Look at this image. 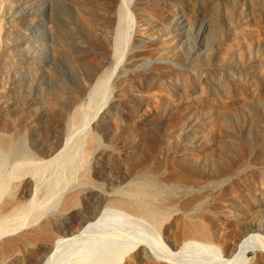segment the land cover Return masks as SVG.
<instances>
[{
    "label": "rangeland",
    "instance_id": "1",
    "mask_svg": "<svg viewBox=\"0 0 264 264\" xmlns=\"http://www.w3.org/2000/svg\"><path fill=\"white\" fill-rule=\"evenodd\" d=\"M84 10L96 18L92 35ZM0 133L30 152L0 150L1 209L25 176L47 177L40 143H62L51 198L26 196L23 213L0 218V249L54 217L83 175L84 196L57 218L67 225L104 194L154 188L173 202L159 224L121 209L105 221L117 218L176 264H227L232 234L253 233L237 264H264L256 246L264 245V0H3ZM131 196L146 211L156 207ZM190 222L214 232L212 242L197 235L200 249L192 241L175 254L164 248ZM16 250L4 255L19 264L44 253L26 260Z\"/></svg>",
    "mask_w": 264,
    "mask_h": 264
},
{
    "label": "bare ground",
    "instance_id": "2",
    "mask_svg": "<svg viewBox=\"0 0 264 264\" xmlns=\"http://www.w3.org/2000/svg\"><path fill=\"white\" fill-rule=\"evenodd\" d=\"M2 2L3 0H0V3ZM81 19L87 24V29H89V31L87 30L88 34H94L95 31L92 27L94 26L96 18L93 16L92 12L89 10H84V13L81 15ZM89 138L90 142L88 143L90 144L92 141L94 144L93 141H96L95 134H90ZM16 143L17 142L13 141L12 138L6 137L0 133V150L2 152L6 153L7 155H16L18 152L16 154L15 152L19 151L15 147L17 146ZM41 144L42 143H40L39 147L46 146V148H44L46 149L44 150V154L45 157L48 156L46 159L47 168L45 167L47 172L43 170L45 173H48V175L45 174L47 177H41L40 180V178L35 179L31 176H25L20 183H15L17 193L12 197L10 196V198H6V202H4L5 205L2 204L3 209L0 208V218L11 217L13 214L18 215L20 212H22L28 203L27 200H24L26 196H28L29 201L32 202H44L51 198V187L53 185V182L51 183V173L56 170L54 165H52L51 168V161H54L56 156H58V151L61 150L62 152V149L60 148V150H57V148L60 147V144L62 143L61 140L55 141L50 147H48L46 143L44 145ZM167 146L171 149V151L174 152L172 143L167 144ZM26 149H22V151L20 150L19 152H21V154L25 153V155L27 152L30 154L28 151L29 149ZM54 152L56 155H53L51 158ZM182 154L187 158L189 156L184 153ZM191 163H195V159H190L189 161L184 160L182 165L184 166L185 170H192ZM62 169L60 171H63ZM43 175L44 174H42V176ZM67 179H69V177ZM79 179L82 182H80L78 187H71L72 189L70 188L71 190L66 192L60 205L57 207V212L54 217L51 218L50 216L49 218L44 219L30 230L17 235L11 241H6L5 244H3V247L0 249V264H19L17 257L7 255L8 253L10 254L14 251H17L16 249L19 248L25 249V254L22 255V257L25 259L28 258L26 260H34L35 257H33V255L37 253L38 249L44 250L42 256L32 261L30 264H119L122 260L124 261L122 264H176L170 260V257L164 258V254L157 252L156 247H154L150 242L142 240L139 238V236H132L125 232L123 224L120 223L117 218L112 217L105 221L108 216L117 215L120 213L116 209H121L129 210L138 215L143 214L150 218L153 222L159 224L161 216L166 212L168 206H170L173 202L170 201L167 203L162 200V195L155 191L154 188H152L153 191L150 189V191L147 192L143 191V189L141 190L138 186H133L131 191V195H139L142 201L156 202V207L151 210L152 212L146 211L140 201H135L131 195L121 196L115 194H104L100 197L95 210H91V213L89 211L87 214H80L79 216L78 214H74L73 219L76 220L70 225H67L63 221H59L57 219L59 214H65L68 212V209L70 207H74L77 204L78 199L84 196V191L86 189L83 183L85 181L89 182V180L83 175ZM57 180L60 179L57 178ZM81 184H83L82 186L84 187H82ZM185 208L189 210V204ZM19 216H22V214ZM60 230L64 232L62 234L60 233L54 235L55 233L60 232ZM210 234L211 236L215 235L214 232L211 233V230L203 227L202 224L190 222L188 223L184 233L180 235L177 240H174V242L171 243V247L165 244H163V246L164 248L171 251L172 254H175L183 250L186 245L191 244L190 242L192 241V244L197 245L200 249L201 245L198 244L199 242L195 241L198 239L196 236L199 235L206 241L212 242V237L209 236ZM251 237H253V233L244 235V233L241 232H234L232 234L231 240L228 241L227 245L225 246V255L227 256L225 261L227 264H237L243 259V254L248 249V247H250L249 244L252 242L250 241ZM183 240H187V242L182 243ZM33 245H35L37 248L34 249ZM137 246L138 249L133 252L130 257L126 258L124 256L129 250ZM256 246H258L259 249H257L260 252H264L263 244L260 245L261 247L259 245ZM4 252H7V254L4 255ZM62 254H64V256ZM152 254H154L155 257L152 256ZM223 263L225 262L223 261ZM254 264L259 263L256 262Z\"/></svg>",
    "mask_w": 264,
    "mask_h": 264
}]
</instances>
